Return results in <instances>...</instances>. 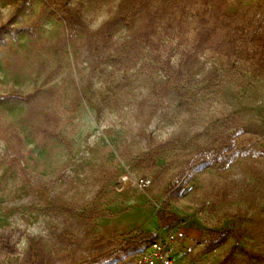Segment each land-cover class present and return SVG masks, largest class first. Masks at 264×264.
<instances>
[{
  "label": "rangeland",
  "instance_id": "rangeland-1",
  "mask_svg": "<svg viewBox=\"0 0 264 264\" xmlns=\"http://www.w3.org/2000/svg\"><path fill=\"white\" fill-rule=\"evenodd\" d=\"M156 7L182 47L209 17L226 47L264 43V0H0V264L154 239L175 264H264V49L147 46Z\"/></svg>",
  "mask_w": 264,
  "mask_h": 264
},
{
  "label": "trees",
  "instance_id": "trees-1",
  "mask_svg": "<svg viewBox=\"0 0 264 264\" xmlns=\"http://www.w3.org/2000/svg\"><path fill=\"white\" fill-rule=\"evenodd\" d=\"M146 7V5H142L141 8ZM134 13H127L123 17L133 16ZM143 22L141 25V29L139 30L140 36L145 38V43L150 47H159L162 45V40L164 38H169L172 40L174 38H178L179 42L177 43L178 51L181 53H185L187 57L190 59L191 56L197 54L199 51H203L206 47L212 48L216 50L218 53L226 56L227 61L232 63L233 65H237L238 62L242 59L244 62L248 59L255 58L257 63L262 64L264 61L262 57L257 58V54L261 53L264 49V43L259 44L260 42V32L257 30L255 32V39H257L256 47L253 49L252 54H249L247 50H243L242 47L238 48V45L234 43L233 40L228 41L226 44H229V47H226L225 44L210 38V34L215 32V24L205 25L204 22L210 20H204L202 25L195 30V33L192 36L191 40H186L185 46H181L183 43V39L185 36V31L181 27V22L179 19L176 22H173L172 18H167L164 21H161L160 18L162 16V10L159 7L153 8L151 10H147L143 15ZM112 24V22H108L105 27H108ZM159 29L162 32L158 33ZM156 35L158 36V40L155 41ZM191 42V46H187L188 42ZM244 43V42H242ZM243 55H246L244 58ZM261 55H263L261 53ZM261 60L263 62H261ZM207 164V163H206ZM204 164V165H206ZM142 249L134 247V245H124L120 248H115L112 250H108L102 260L103 264H126V261L131 259L134 255L139 254Z\"/></svg>",
  "mask_w": 264,
  "mask_h": 264
},
{
  "label": "built area",
  "instance_id": "built-area-1",
  "mask_svg": "<svg viewBox=\"0 0 264 264\" xmlns=\"http://www.w3.org/2000/svg\"><path fill=\"white\" fill-rule=\"evenodd\" d=\"M150 183L151 180L147 178H141L139 181L143 188H147ZM136 262L137 264H175V252L166 240L154 239L137 255Z\"/></svg>",
  "mask_w": 264,
  "mask_h": 264
}]
</instances>
